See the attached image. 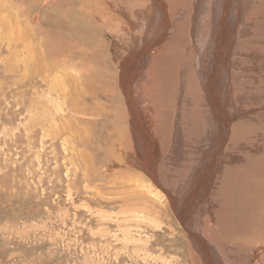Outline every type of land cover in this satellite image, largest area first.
Wrapping results in <instances>:
<instances>
[{
  "label": "bare ground",
  "instance_id": "obj_1",
  "mask_svg": "<svg viewBox=\"0 0 264 264\" xmlns=\"http://www.w3.org/2000/svg\"><path fill=\"white\" fill-rule=\"evenodd\" d=\"M27 8L28 132L40 115L48 180L150 263L264 264V0Z\"/></svg>",
  "mask_w": 264,
  "mask_h": 264
},
{
  "label": "rangeland",
  "instance_id": "obj_2",
  "mask_svg": "<svg viewBox=\"0 0 264 264\" xmlns=\"http://www.w3.org/2000/svg\"><path fill=\"white\" fill-rule=\"evenodd\" d=\"M1 1L5 0H0V4ZM5 5L8 11L0 6V14L4 22L10 19L12 23L8 21L2 26L9 23L17 28L8 25L11 34L0 28V264H149L151 261L137 257L132 245L121 247L120 231L113 223L100 222L103 219L86 207L85 198L73 203L63 193L64 188L61 190V185L54 183L53 175L49 180L46 177L54 166L46 165L47 154L38 143L40 115L33 132H28L31 121L28 104L35 94L30 96L28 92L23 58L29 20L27 0H9ZM35 10L39 11H35L36 17L43 19L45 9L39 6ZM38 29L40 26L34 30ZM14 40H18V45ZM106 210L104 215L114 214ZM62 211L66 212V218ZM183 245L179 241L178 246L184 248Z\"/></svg>",
  "mask_w": 264,
  "mask_h": 264
}]
</instances>
